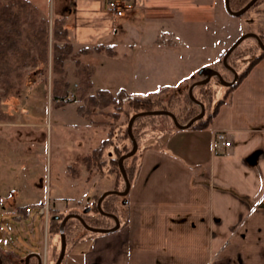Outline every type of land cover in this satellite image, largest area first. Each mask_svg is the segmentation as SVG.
Here are the masks:
<instances>
[{"label":"crops","instance_id":"0c3cea01","mask_svg":"<svg viewBox=\"0 0 264 264\" xmlns=\"http://www.w3.org/2000/svg\"><path fill=\"white\" fill-rule=\"evenodd\" d=\"M107 1L53 0L50 19L65 24L75 53L103 44L115 59L121 45L130 94L165 87L167 76L195 75L224 50L219 24L232 16L225 0H120L123 16L110 12ZM171 133V150L151 146L142 152L121 227L92 245L75 246L73 260L264 264V58L208 128L193 130L184 141ZM220 134L232 140L224 152L213 145Z\"/></svg>","mask_w":264,"mask_h":264},{"label":"rangeland","instance_id":"374dc122","mask_svg":"<svg viewBox=\"0 0 264 264\" xmlns=\"http://www.w3.org/2000/svg\"><path fill=\"white\" fill-rule=\"evenodd\" d=\"M29 1L36 6L38 17L45 20L48 26L49 62L16 68L11 75L13 88L7 96L0 85V247L7 248L10 243L16 255L25 256L27 249L36 248V242L40 241V252L44 249L47 252V264H55L61 248L59 229L50 231L55 215L77 213L99 226L113 223L95 211L94 207L106 191L125 190L124 178L118 166H112L109 156L124 155L133 148L127 131L131 117L139 111L132 106V102L147 101L152 110L171 111L180 124H187L201 113L197 100L204 103L206 116L209 115L218 100L228 92L223 82L234 81L263 53L260 41L250 36L232 52L226 63L223 57L244 34L256 33L264 43V10L260 7L264 5V0H258L241 16L230 15L227 21H220L218 36L226 42L224 50L220 58L204 66L217 71L220 77L214 76L209 83L197 86L193 96L190 95V87L203 77L200 75L203 68L198 69L195 75L167 76L171 79L169 85L145 93L135 90L131 96L126 85L128 76L121 66L124 50L118 45L116 50L119 57L115 59L105 53H91L93 55L74 54L66 60L65 79L70 84L71 97L68 104L61 106H56L58 103L53 99V85L57 78L52 64L54 41L53 21L50 18L53 15V0ZM122 8L120 1L119 9ZM112 13L124 15L123 10L121 15ZM31 50L36 53L35 48ZM84 65L94 68L91 76L94 85L87 91L86 73L78 71ZM99 89H107L113 95L125 90L128 100L122 111L116 113L113 106L93 108L90 116L82 117L77 108L84 103V91L87 96ZM142 95L144 99L139 98ZM114 113L119 117L116 118ZM133 128L139 147L136 157L125 163L127 174L133 166L137 168L146 148L155 146L169 149L167 141L172 138V131L179 132L177 138L184 141L190 139L193 130H200L178 129L168 115L141 116L135 120ZM104 142L107 145L102 162L91 168L79 162L80 157L92 154ZM127 198L119 194L105 197V202L111 201L113 204L106 210L113 211L121 222V217L127 213ZM89 207L91 209L87 213L90 217L84 213ZM22 208H32V211L28 214L26 209L27 216H24L19 213ZM42 209L44 213H40ZM65 232L68 244L62 264H79L78 258L73 260V248L92 245L96 238L105 235L87 230L78 219L70 220Z\"/></svg>","mask_w":264,"mask_h":264},{"label":"trees","instance_id":"16d2710c","mask_svg":"<svg viewBox=\"0 0 264 264\" xmlns=\"http://www.w3.org/2000/svg\"><path fill=\"white\" fill-rule=\"evenodd\" d=\"M250 1L251 0H230V5L233 10L237 11L242 9ZM48 39V26L46 25L45 20L38 17V9L29 0H0V85L4 90L3 92L5 96H7L13 88L11 75L13 71H16V68L37 66L38 63L46 64L49 62ZM53 41L52 64L53 72L57 75L53 85V99L58 103L56 106H61L69 103L68 96L70 93V84L65 79L66 70L64 67L66 60L74 54L81 56L89 55L91 53H105L113 56L115 55V52L111 46L98 44L92 48H81L75 53L73 45L69 40V31L61 21H55L53 23ZM32 48H35L36 53L32 52ZM263 58L264 51L252 63H250L243 72L238 74L235 83L228 87V92L218 100L210 114L207 116L205 115L188 129L208 128L213 117L218 113L221 105L229 99L234 89ZM78 71L86 73L87 80L85 81V91H87L93 86L91 76L94 73V68L84 65L82 68L78 69ZM85 91L83 93L84 98H82L84 103L77 108V112L82 117L90 116L93 108L104 109L110 106H113L117 110L116 113H119L122 111L125 101L128 100L125 90H120L116 95H113L107 89H99L95 94L87 96ZM1 99L0 96V102ZM132 106L138 109L139 112L152 110L150 103L147 101H133ZM116 113H114V116L117 118L119 117V114ZM106 145L107 143L104 142L101 146L95 148L92 154L80 157L79 162L85 164L88 168L102 162L103 151L105 150ZM137 153L128 159L136 157ZM122 155L123 154H118L116 157L109 156L111 158L110 162L112 166H118L119 168L118 161ZM128 159L125 160V163ZM132 168L130 172H128L131 185L138 173L139 164H137V168L134 166ZM76 170L74 169V171ZM26 209L27 208L20 209L19 213L27 216ZM94 209L95 211H98L96 205ZM85 215L90 217L88 214ZM55 216L52 218L50 231H53L56 228L59 229V224L64 218V214L57 215V217ZM72 219L76 218H71L70 220ZM84 219L90 226L99 227V225L94 223L93 220L91 221V219L88 220L87 218ZM68 222L65 227H67ZM54 223H56V225H54Z\"/></svg>","mask_w":264,"mask_h":264},{"label":"water","instance_id":"95a60500","mask_svg":"<svg viewBox=\"0 0 264 264\" xmlns=\"http://www.w3.org/2000/svg\"><path fill=\"white\" fill-rule=\"evenodd\" d=\"M258 0H251L248 4H246L242 9L240 10H233L231 8L230 5V0H225L226 3V8L228 10V12L234 16H241L244 13H246L252 6L255 5V3ZM253 36L255 38H257L262 46V50L264 51V43L262 42L261 38L259 37L258 34L256 33H247L242 35L240 38H238L234 44L227 50V52L224 55V62H227V59L229 58V56L232 54V52L241 44V42L246 39L247 37ZM200 75H206L205 79L200 80V81H196L194 82L191 87H190V95L193 96V89L196 86L199 85H205L207 83L210 82V80L214 77V76H218L220 77L219 73L217 71L214 70H209L208 68H203L202 70H200ZM238 77V75H237ZM236 77V79H237ZM236 79L232 82H223L227 87L232 86ZM197 103L201 106V113H199L198 115H196L195 117H193L187 124H180L177 117L175 116L174 113H172L171 111L168 110H149V111H142V112H138L135 113L129 122L128 125V134L129 137L132 141L133 144V148L126 154L122 155L119 158V168L121 171V174L125 180V190L124 191H116V190H110V191H106L99 199L98 201V210L100 211L101 214L108 216V217H112L115 221V226L111 227V228H100V227H92L90 226L85 219L77 213H71L68 214L66 216H64V218L62 219L61 223H60V227H59V233H60V238H61V248H60V253L59 256L57 258V261L55 262V264H62L65 256H66V252H67V235L65 232V226L67 224V222L71 219V218H76L78 219L82 225L89 231L95 232V233H100V234H108V233H112L117 231L120 227H121V221L119 219V217L115 214L112 213H107L106 211H104L101 207V203L103 201V199L108 195V194H119L121 196H127L131 190V182L129 180L128 174H127V170L125 167V160L134 156L137 151H138V141L136 140L134 133H133V124L135 122V120L141 116H145V115H168L170 117H172V119L174 120L176 126L178 129L184 130V129H188L189 127H191L194 123H196L197 121H199L200 119H202L205 115H206V109H205V105L204 103H202L201 101L197 100ZM90 208H87L84 213L89 212ZM31 257H35L39 260V264H45V257L44 254L40 253V252H31L28 255V259ZM0 264H2L1 259H0Z\"/></svg>","mask_w":264,"mask_h":264},{"label":"flooded vegetation","instance_id":"af4514ba","mask_svg":"<svg viewBox=\"0 0 264 264\" xmlns=\"http://www.w3.org/2000/svg\"><path fill=\"white\" fill-rule=\"evenodd\" d=\"M206 75H203V77L200 79V80H203L205 79ZM196 82V81H195ZM196 88V87H195ZM194 88V89H195ZM100 197L98 198L97 202H96V206H97V209H98V201H99ZM105 198L103 199L102 203H101V207L104 211H106L107 213H112V214H115L113 211H109V210H106V209H109L110 206H112L113 204L111 203V201H106L105 202ZM91 209V207H89ZM98 212L100 213V211L98 210ZM86 214H89V213H86ZM101 214V213H100ZM116 215V214H115ZM104 218H107L108 220L112 221L113 223H109V225H100L99 227L100 228H111V227H114L115 226V221L112 217H108V216H105L103 215ZM57 217V215L55 216ZM108 226V227H107ZM37 245H36V249L40 250V241H37L36 242ZM28 248V246H27ZM26 248V249H27ZM31 248V247H30ZM26 251V250H25ZM37 252V251H36ZM30 254V249H27L26 253H25V256H22V255H16L14 252H13V249L10 245V243H8V246L7 248H1L0 247V259H1V262L2 264H39V260L35 257H31L28 259V255ZM47 262V261H46Z\"/></svg>","mask_w":264,"mask_h":264},{"label":"built area","instance_id":"2783aa9c","mask_svg":"<svg viewBox=\"0 0 264 264\" xmlns=\"http://www.w3.org/2000/svg\"><path fill=\"white\" fill-rule=\"evenodd\" d=\"M119 6H120V0H108L107 1V9L111 12H114L115 14H119L121 15L122 14V10L119 9ZM71 96L69 95L68 96V99L70 98ZM214 147L221 151V152H224L228 149L231 148L232 146V140H231V136L230 135H223V134H220L217 136V138L215 139L214 143H213ZM32 211V208H27V212L28 214ZM40 213H44V209L40 210Z\"/></svg>","mask_w":264,"mask_h":264}]
</instances>
